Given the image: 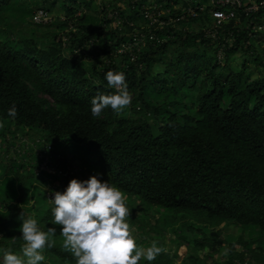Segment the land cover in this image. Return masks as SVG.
I'll return each instance as SVG.
<instances>
[{"label":"trees","instance_id":"1","mask_svg":"<svg viewBox=\"0 0 264 264\" xmlns=\"http://www.w3.org/2000/svg\"><path fill=\"white\" fill-rule=\"evenodd\" d=\"M23 1L0 0V259L5 250L22 256L19 227L31 216L42 231L56 228L40 264H76L62 247L61 226L51 225L46 177L56 178L35 174L39 158L31 149L18 151L24 136L50 144L60 166L75 163L74 178L98 174L119 188L129 208L125 220L142 235L147 234L145 210L137 215L136 210L144 205L172 211L170 220L156 219L150 237L156 242L167 227L174 234L183 230L184 214L215 227V235L221 225L233 224L242 234L249 232L250 241L242 242L241 236L231 246L242 244L254 262L264 264V32L254 28L264 24V9L253 15L237 10L214 40L206 32L214 25L216 0H38L29 14L31 24L37 9L51 15L60 7L62 18L55 19L66 27L42 42L9 27L14 18L30 25L20 14ZM153 6L166 11L163 19L184 18L152 29L155 40L146 41L136 61L123 56L105 66L103 57L134 29L147 30L141 12ZM109 11L132 27L119 31ZM62 35L69 36L68 43ZM90 40L96 48L85 56L74 54ZM170 48L173 59L158 69V58ZM109 70L125 74L131 114L126 107L120 113L106 107L93 117L91 98L115 91L104 78ZM13 106L16 115L10 117ZM71 142L86 144L93 165L63 154ZM171 255L162 250L138 264H174ZM242 256L229 249L221 263L244 264Z\"/></svg>","mask_w":264,"mask_h":264},{"label":"clouds","instance_id":"2","mask_svg":"<svg viewBox=\"0 0 264 264\" xmlns=\"http://www.w3.org/2000/svg\"><path fill=\"white\" fill-rule=\"evenodd\" d=\"M104 78L115 91L91 98L93 117L99 116L106 107L120 113L131 102L123 72L109 70ZM8 115L15 117L14 106L8 109ZM48 200L52 205L51 225L61 226L62 247L71 252L76 264H138L142 256L152 261L163 250L156 241L147 248L136 244L125 220L129 208L124 194L100 180L98 174L84 180L70 179L62 192H52ZM19 231V238L24 241L22 256L5 250L0 264H40L45 260L44 248L52 246L50 237L55 235L56 228L42 231L37 220L29 216L21 221ZM228 251L225 248V254Z\"/></svg>","mask_w":264,"mask_h":264},{"label":"rangeland","instance_id":"3","mask_svg":"<svg viewBox=\"0 0 264 264\" xmlns=\"http://www.w3.org/2000/svg\"><path fill=\"white\" fill-rule=\"evenodd\" d=\"M38 4V0H24L21 4L20 14L23 19H25L26 23L30 24L25 25L17 21L15 18L11 19L9 22V27L12 30H15L21 34H28L34 36L36 39L42 42L51 41L55 35H59L62 32L66 31V27L63 25H59L55 18L60 16L62 18V12L60 7L53 8L51 11L52 22L48 25H43L36 27L31 24L30 12L35 10ZM91 8L96 9L94 6ZM16 16V15H15ZM259 53L260 51L257 50ZM174 48H170L167 55L158 58V69L163 68L164 64L173 59ZM238 57V56H237ZM239 60V58H238ZM251 65V64H249ZM254 75H257V72L254 71ZM128 110L127 114H131L130 104L126 106ZM137 109V108H136ZM17 137L20 135L17 132ZM26 138L27 137H24ZM35 138L27 139L28 141H32ZM2 146V145H1ZM79 145L71 142L67 149L63 150V154L67 157L70 155L75 159V162H85L87 166L93 165L94 160L91 154L85 152L86 144ZM2 150V149H1ZM85 172V168L82 167ZM1 171V169H0ZM87 174V172H85ZM126 201V199L124 198ZM138 202L134 201L132 204L133 207H137ZM138 210H136V215L142 213L145 210V218L144 225L146 226L147 234L144 236L141 234L140 230L136 226H131L130 232L133 235L135 242L138 246L147 248L150 246L151 242L154 241L150 237L155 236L152 231V227L157 225V218L161 220H170L172 211L170 210H160L159 208H147L145 205L142 206ZM142 209V210H141ZM142 211V212H141ZM174 228L177 225L173 226ZM183 230H179L177 233H173L170 231V227L166 228L161 239L157 242L159 246L164 250L169 252L171 257L173 258L174 264H222L225 263L226 256L225 248L233 249L235 251L243 253L242 262L244 264H258L252 260L251 252L245 248L242 244L231 246L236 241H238L242 236V242L246 243L250 241L249 232H245L242 234V229L239 226L231 224L230 226H220V230L218 235H215L216 228L215 227H203L200 224L196 223L191 217L187 214H184V222H182ZM162 230L163 227H160ZM163 231V230H162ZM260 236V235H259ZM264 238V233L261 235ZM257 244H252L254 250L258 252L256 249ZM264 247V244H262ZM259 246V245H258ZM142 261H144V257L142 256ZM205 260V261H203ZM222 262V263H221ZM240 263V262H238Z\"/></svg>","mask_w":264,"mask_h":264},{"label":"built area","instance_id":"4","mask_svg":"<svg viewBox=\"0 0 264 264\" xmlns=\"http://www.w3.org/2000/svg\"><path fill=\"white\" fill-rule=\"evenodd\" d=\"M215 4L219 8L211 11L214 25L206 32V35L214 40L217 38L221 27L236 18L237 10H242L246 15H253L264 9V0H216ZM165 12L166 11L159 9L156 6L144 9L141 12V17L147 24V30L142 32L138 29H134L128 35L127 40L119 43V46L114 52H109L103 57V64L108 66L114 59H120V57L123 56L127 57L130 62L136 61L137 54L140 49L146 45V41L155 40V33L152 32V29L170 25L177 20L184 18V16L181 15L178 19H163L162 17L165 16ZM186 12L190 15H194L193 10L190 8H188ZM107 17L115 22L121 32L124 25L132 27V23L121 19L116 11H109ZM51 21V15L44 9H37L33 13L32 23L34 25H48ZM254 28L256 31L264 32V24H256ZM61 40L64 43H68L69 36L62 35ZM223 46L224 45L222 44L217 51V57L219 60L223 58ZM92 47H95L94 42L93 40H90L86 45L75 48L73 52L75 55L81 54L85 56L89 53ZM19 145L21 149L18 151L21 153L31 149L39 158L40 162L34 170L36 175L43 173L56 178L55 181H52L51 177H46L48 183L45 189V197L48 202H50L48 199L51 198L52 192H62L68 181L74 178L75 175L78 176L77 165L73 163L60 166V162L57 161V159H54L49 153V150L51 149L50 144L45 143L42 139L35 138L32 141H28L26 138L20 137Z\"/></svg>","mask_w":264,"mask_h":264}]
</instances>
